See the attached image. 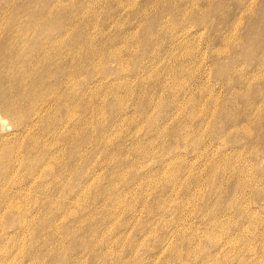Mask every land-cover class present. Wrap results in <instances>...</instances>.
Wrapping results in <instances>:
<instances>
[{
    "label": "rangeland",
    "instance_id": "374dc122",
    "mask_svg": "<svg viewBox=\"0 0 264 264\" xmlns=\"http://www.w3.org/2000/svg\"><path fill=\"white\" fill-rule=\"evenodd\" d=\"M46 2L0 0V35ZM48 20L68 121L36 133L50 95L20 123L0 106V264H264V0H63Z\"/></svg>",
    "mask_w": 264,
    "mask_h": 264
},
{
    "label": "bare ground",
    "instance_id": "6f19581e",
    "mask_svg": "<svg viewBox=\"0 0 264 264\" xmlns=\"http://www.w3.org/2000/svg\"><path fill=\"white\" fill-rule=\"evenodd\" d=\"M50 1L52 2L50 7L48 8L49 5L46 2L45 9H43L44 11L42 10L43 6H41L42 8L34 7V9L33 7H31V5L27 6L26 4L21 7L19 6L20 8L12 9L11 14H8V17L6 16V18L4 19V23L7 26V29H5L4 32L5 35H0V94H2L0 96L1 110L7 116L8 114H11L14 118L13 120L20 123V121L23 119V116H25L26 119L29 117V115H27L28 111H30L31 113L36 106H40L44 103L46 99L45 95H50V99L52 101L51 106L46 110L45 115H42L36 120V124H38V132L36 133L38 135H44L45 129L47 127L56 125L58 123L62 124L63 122L68 121L67 117L62 121V119L66 115H68V108L65 107L64 102L65 100H71L68 99L70 93H66L67 90L65 91V89L70 83H72L69 82L72 76L71 74L63 70L64 67L62 66V61L63 58L67 57V53L72 49H70L68 52L65 50V48L61 44V35L56 39L53 38L54 36H48L49 38H44L43 36L42 38L40 37L39 39H34L40 33V26L38 27V25L41 22H46L51 16L54 17L55 13L59 11L60 6L63 4V0ZM68 9L70 10L71 8ZM17 10H21L27 16V18H25V21H27V23L20 29H17L16 25L19 17V13L17 12ZM2 14L6 13H1L0 15ZM68 29L65 30L68 31ZM27 31L34 32V37L32 39H29L31 36L26 34L28 33ZM66 34L68 33L66 32ZM91 63L90 65H92ZM5 83L10 85L11 90L13 89V93H6V91L3 90L5 89L3 88ZM63 84L66 88L59 89ZM71 97L74 96L72 95ZM20 100L23 102V108L19 105ZM246 101V104L248 105L253 104L249 102L250 100ZM26 107L28 108L26 109ZM59 112H62L61 116L57 117L56 114ZM74 127L75 126L73 124L69 129L63 132L64 134L62 137H64L65 140L68 136L72 135V133L75 134L74 130L76 129H74ZM30 139H32V142H35L32 143L29 150L31 148L35 149L34 144L36 142L37 145L39 144V137L35 138L34 136H30ZM51 142L56 144L60 141L57 140ZM39 147L48 148V146L45 145L43 141L39 144ZM1 154L2 152L0 153V155ZM5 182L6 178H3L2 183L4 184ZM2 191L4 192L3 188ZM4 194L2 192L0 193L3 199L7 197L6 194ZM23 219L24 218H19L18 221L23 222L25 220ZM1 244H5V242ZM1 246L2 245H0V247Z\"/></svg>",
    "mask_w": 264,
    "mask_h": 264
}]
</instances>
